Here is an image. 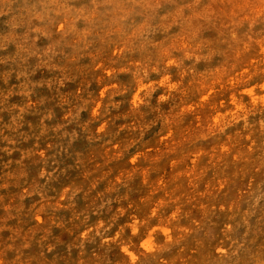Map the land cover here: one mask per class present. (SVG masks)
<instances>
[{
  "label": "rangeland",
  "instance_id": "obj_1",
  "mask_svg": "<svg viewBox=\"0 0 264 264\" xmlns=\"http://www.w3.org/2000/svg\"><path fill=\"white\" fill-rule=\"evenodd\" d=\"M0 264H264V0H0Z\"/></svg>",
  "mask_w": 264,
  "mask_h": 264
}]
</instances>
